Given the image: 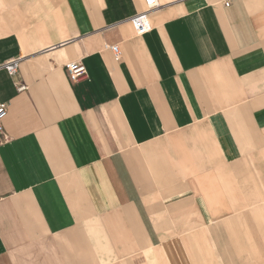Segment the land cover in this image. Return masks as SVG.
Returning <instances> with one entry per match:
<instances>
[{
	"label": "crops",
	"instance_id": "obj_1",
	"mask_svg": "<svg viewBox=\"0 0 264 264\" xmlns=\"http://www.w3.org/2000/svg\"><path fill=\"white\" fill-rule=\"evenodd\" d=\"M158 1L0 0V264H264V0Z\"/></svg>",
	"mask_w": 264,
	"mask_h": 264
},
{
	"label": "built area",
	"instance_id": "obj_2",
	"mask_svg": "<svg viewBox=\"0 0 264 264\" xmlns=\"http://www.w3.org/2000/svg\"><path fill=\"white\" fill-rule=\"evenodd\" d=\"M144 10L130 19L135 34L137 36H143L151 31V24L149 22V16L152 12L160 8L158 0H143ZM229 6V4H227ZM114 54L116 61L122 59V53L119 46L108 47ZM22 62L21 58L11 59L2 65L0 68L4 69L10 77L15 80V85L19 93L25 92L28 87L23 85L19 80V69ZM67 70L71 80L78 81L80 79L86 78L87 70L86 67L81 62H75L67 65ZM8 116V104L0 102V140L4 139L5 126L4 122Z\"/></svg>",
	"mask_w": 264,
	"mask_h": 264
}]
</instances>
